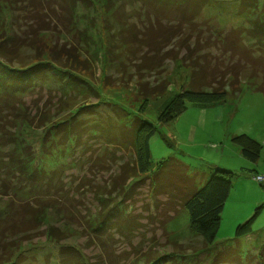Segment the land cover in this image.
<instances>
[{
	"label": "rangeland",
	"instance_id": "obj_1",
	"mask_svg": "<svg viewBox=\"0 0 264 264\" xmlns=\"http://www.w3.org/2000/svg\"><path fill=\"white\" fill-rule=\"evenodd\" d=\"M48 1L39 4V0H0V37L16 35L23 38L26 32L31 35V32L41 31L43 24H38L40 20L53 24L52 29L41 31L42 46L47 50L49 47L59 50L75 48L80 60L89 61V70H85L81 75L99 95V101L116 104L125 110L128 119L138 115L157 128L150 144L152 166L148 173L138 176L141 181L137 180L135 184L133 183L136 179L129 181L134 195L122 198L129 207L128 211L122 214L125 216L124 220L120 218L121 228L111 226L110 231L96 233L88 225L90 215L98 209L95 196L97 190L93 194L82 188L81 193L70 197L73 199L71 201L64 198L68 193L70 195L71 190L64 195L51 190L48 196L61 197V203L69 208L68 213L65 210L68 219L48 211L47 223L36 235L26 239V242L21 241L20 234L9 235L2 239V245H7V250L12 251L13 256L20 253L17 247L21 246L24 252L22 264H59L60 245L77 248L78 255L82 256L81 260L85 264H148L155 261L163 264H211L213 257H218V264H230L235 256H239L245 264H256L258 251L264 244V94L254 88L261 85V79L248 80L246 70L241 78L237 79L239 84L236 90L242 88L240 94L235 95L230 87L225 100L221 102L207 106L188 103L187 109L176 119L160 121L159 118L167 103L189 87L195 67L198 81L204 77L210 79L207 74L212 69L210 66L205 67L209 64L205 61L212 62L215 56L219 55L215 44L219 33L231 38L241 35L243 43L252 52L264 48V43L257 39L258 35L264 39V22L259 21L264 18V0L256 11H249L256 14L255 18L258 16L256 22L251 13L244 11L247 9L245 6L249 7L255 0H247L245 4H242V0H211L199 11L193 27L183 25L182 29H179L174 26L179 30L176 32L177 37L172 39L167 47H162L161 54L155 56L154 60L149 57L154 63L160 64L152 71H137L130 60V41L136 53H150L148 47L141 49V43L134 41L133 35L130 36V28L134 34L138 32L144 36V31L148 34L154 28L158 29L159 25H166L164 17L160 20L161 24L156 23V9L148 6L145 0H78V13L73 20L74 24L69 25V31L64 29V24H69L67 20L63 24L58 21L55 24L53 16V12L65 15L66 6L63 12L64 8L59 3ZM169 12L171 14L167 17L177 20L174 17L177 14ZM190 12L186 10L185 13L189 15ZM173 22L178 24V21ZM121 25L125 27L124 37L121 34ZM160 30L162 32L163 29ZM149 38L151 37H145V40ZM125 39L128 41V47L122 45ZM243 43L242 49L245 50ZM184 45L192 50H185ZM31 52L30 47L21 50L24 55ZM242 52L243 54L236 49L234 60L253 66L249 55L243 50ZM166 54L168 55L164 56ZM79 68L82 69V66ZM261 77H264L263 73ZM142 83L151 87L165 84L166 92L145 100L141 92ZM35 91L40 96L45 95L40 89ZM24 99L30 100L29 96ZM90 100L96 101V98ZM128 119L123 122L127 123ZM48 126L49 124L43 127L27 124L20 125L18 130L21 146L25 153L34 158V167L49 173L69 163L72 146L70 143L67 146L60 145L62 139L58 144L57 137L58 140L56 138L55 142L45 148L48 152L46 155L43 151V137ZM242 135L260 145L258 159L254 160L242 154V140L236 139ZM4 146L0 140V212L4 208L3 201L6 200L4 183L10 181V185L16 188L14 192L19 188H30L25 187L21 177L14 178L18 175L17 171L15 174H8L7 168L3 167L8 162V154L15 150L11 145ZM91 147L94 148L95 144ZM133 151L120 149L117 156H123L125 162L129 160L134 163ZM72 156L78 155L72 153ZM168 158L185 164L187 175L195 179L198 187H201L216 169L233 173L232 190L221 214L220 226L213 243L207 245L202 237L192 236L189 214L183 209L182 201L171 203L167 196L154 192L156 187L155 183H152L151 170L155 171L158 164ZM110 167L111 170H101L94 181L98 187L106 188L104 191L100 190V195L105 194V201L107 199L108 204H113V200L118 197L114 194L111 181L120 168L113 163ZM64 172L63 176L68 177L67 179L70 176L86 174L87 179L93 180L86 166L82 167L80 175L74 169ZM48 181L55 184L57 180L50 176ZM12 189H9L10 196L14 194ZM174 210H179V213L170 221L175 214ZM247 223L251 231H246L243 227L242 234L236 235L237 228ZM49 225L57 228L62 234L68 226L73 227L74 231L69 234L64 232L68 235L64 240L52 241L45 231ZM4 252L5 249L0 247V254ZM249 252L250 255L246 258Z\"/></svg>",
	"mask_w": 264,
	"mask_h": 264
},
{
	"label": "trees",
	"instance_id": "obj_2",
	"mask_svg": "<svg viewBox=\"0 0 264 264\" xmlns=\"http://www.w3.org/2000/svg\"><path fill=\"white\" fill-rule=\"evenodd\" d=\"M10 1L8 0V2ZM44 1L49 2L48 0ZM44 1L39 0V4ZM53 1L56 4L59 3L63 8L66 6L67 12L65 15L62 13L57 15L53 12V16L55 17V24L58 22L63 24L67 20L69 24H64V29L69 31L68 27L70 24H74L73 20L78 13V0ZM210 1L145 0L148 6L156 9L154 11L156 23L161 24L160 20L164 17L166 25H159L158 29L155 30L154 28L150 32L151 34L144 31V36H141L138 32L134 34L133 29L130 28V36L133 35L134 41L141 43L139 47L141 49L148 47L150 51V53L143 52L142 55L136 53V51H133L132 41H130V60L133 67L137 71L155 70L160 64H156L152 60L155 59V56L161 54L162 47H167L170 41L177 37L176 32L179 30L174 26H178L179 29H182L183 25L193 27L199 11L204 9ZM246 1L242 0V4H245ZM261 3L262 0H255V3L254 1L253 4L251 3V7L246 5L247 9L244 11H256ZM65 8L63 12H65ZM186 10L191 11L189 15L185 13ZM169 11L174 12L172 14H177V16H174L177 20H171L167 17L171 14ZM66 15L67 17H65ZM251 15L255 22L259 19L258 16L255 18L256 14L251 13ZM173 21H178V24H174ZM259 21L263 23L264 18ZM38 24H43L40 28L41 31L54 27H52L53 24L50 25L44 20H40ZM258 24L256 23V25ZM262 27V33L264 34V23ZM160 29H163L162 32ZM120 30L123 35L125 27L121 25ZM41 31L31 32V35L26 32L23 38L16 35L8 37L3 35L0 37V122L3 124H0V140L3 141L4 147L11 145L15 149L12 154H8V162L3 167L7 168L8 174H13L12 172L15 174V171H17L18 175L14 178L21 177L25 187H30L27 189L28 191L25 188L22 190L19 188L14 192L16 188L14 185H10V181L3 185L6 200L3 201L5 202L4 208L0 212V247L5 249L6 252L0 254V264L24 263L22 247H17L20 253L13 256V252L7 250V245H2V239L5 237L20 234L21 241L26 242V239L36 235L47 223L48 211L50 213L55 212L60 217L68 219L66 218V212L68 213L69 208L61 203V197H49L51 190L62 193V195L71 190V196L68 193L67 197H64L66 200L67 198L70 199V201L73 200L70 197L81 193L82 188L93 194L97 190L95 196L98 209L90 215L88 225L96 233L110 231L111 226L121 228V222L125 217L122 214H125L129 207L128 203L123 202L125 199L122 198L134 195V189L129 186V181L136 179L133 183L135 184L139 180L138 176L148 173L152 166L150 144L157 133V128L138 115L128 119L125 110L116 104L99 101L97 99L99 95L93 91V88L81 75L85 70H89V65H87L89 61L80 60L77 56L78 52H75V48L72 47L63 50L56 49V47L45 49L40 43ZM227 36H223L221 33L218 34L215 44L216 48L219 49V55L215 56L212 62L205 61V63H209L205 67L209 68L210 66V69H212L207 74L210 79L204 77L198 81L197 68L193 67L189 87L183 89L181 93L167 103L159 118L160 121L176 119L187 109L188 103L207 106L211 103L221 102L225 100L227 90L230 87H232V92L235 95L240 94L242 88L236 90V86L239 84L237 79H240L246 70H248V80L261 79V85L254 88L255 91L264 94V77H261V73L264 74V53H259L263 52L264 48L262 47L258 52H252L243 43L241 35H236L235 38ZM145 37L151 38L145 40ZM257 39L260 43H264L261 35H258ZM124 42H122L123 47H128V41L125 39ZM242 43L245 45V50L242 49ZM184 46H186L185 50H192L189 46ZM24 47L32 48L31 54L24 55L21 53ZM236 49L241 54H243L242 50L245 51L249 55L253 66L249 64L251 66L249 67L248 64H242V61L234 60L233 56ZM242 58H244V55ZM79 66H82V69ZM141 85V92L145 100L152 96H161L166 92L165 84L153 87L144 83ZM35 89L44 91L45 95L40 96ZM35 94H37L36 98H34ZM26 96H29V101H25L24 97ZM93 97L96 98V101L90 100ZM126 118L128 121L124 123L123 121ZM27 124L30 126L36 125L37 127L49 124L43 137V151L46 155L48 152L45 151V148L51 142H55L57 137H59L58 144L62 139L60 145L67 146L70 143L72 150L69 163L51 170L49 173L44 169L38 170L34 167V158L29 153H25V149L21 146L22 142L18 130L20 125ZM236 139L242 140V154L245 157L254 160L259 158L260 145L258 143L245 135ZM90 140H93L92 143H89ZM93 144H95L94 148L91 147ZM120 149L121 151L123 149H126V151L133 149L135 156L133 161L135 162L131 163L129 160L125 162L126 159H123V156H117ZM72 153L78 156L83 155V157H73ZM112 163L120 168L111 181L115 191L114 194L118 198L113 200V204L110 202L108 204V200L105 201L104 199L105 194L100 195V190L104 191L106 188L98 187L94 180L101 170H111ZM177 164L179 163L175 159L168 158L160 162L155 171L151 170L152 183H155L156 187L154 192L167 196L172 201L171 203H176V200L179 203L182 201L183 209H186L189 214L192 236L202 237L205 244L209 245L216 238L221 214L232 190L233 173L216 169L211 177L205 180L201 187H198L195 179L187 175V166L182 163ZM83 166L88 167V173L92 174L93 180L87 179L86 174L70 176L69 179L63 176L64 171L68 169L77 170V174L80 175ZM50 176L57 180L55 184H50L48 181ZM10 187L13 188L14 192L11 196L8 194ZM12 196L14 197L10 198ZM72 202L71 204H73ZM174 211L175 214L169 219L170 221L176 218L179 213V210ZM243 227L246 231H251L249 223H247L245 226L237 228L236 235L242 234ZM45 231L50 240L59 242L67 238L68 235H65L64 232L69 234L74 231V228L68 226L62 234L57 228L49 225ZM78 253L79 250L73 246L60 245L61 259L59 264H85L81 260L82 256ZM258 253L256 264H264V244ZM249 255L250 252L246 258ZM218 262V257L215 259L213 257L211 264H218ZM241 263H243V260L239 256L233 257L230 261V264ZM152 264H163V262L155 261Z\"/></svg>",
	"mask_w": 264,
	"mask_h": 264
}]
</instances>
